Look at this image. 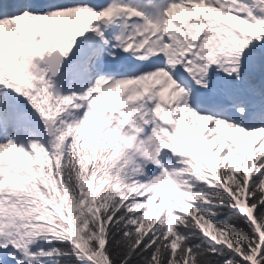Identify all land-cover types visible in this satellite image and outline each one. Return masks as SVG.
I'll return each instance as SVG.
<instances>
[{"label": "snow or ice", "instance_id": "6c2138e0", "mask_svg": "<svg viewBox=\"0 0 264 264\" xmlns=\"http://www.w3.org/2000/svg\"><path fill=\"white\" fill-rule=\"evenodd\" d=\"M0 264H264V0H0Z\"/></svg>", "mask_w": 264, "mask_h": 264}]
</instances>
